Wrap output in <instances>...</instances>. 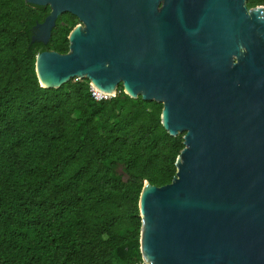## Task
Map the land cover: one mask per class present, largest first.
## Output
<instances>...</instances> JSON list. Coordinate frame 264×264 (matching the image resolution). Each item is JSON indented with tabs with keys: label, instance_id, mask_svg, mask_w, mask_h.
<instances>
[{
	"label": "water",
	"instance_id": "water-1",
	"mask_svg": "<svg viewBox=\"0 0 264 264\" xmlns=\"http://www.w3.org/2000/svg\"><path fill=\"white\" fill-rule=\"evenodd\" d=\"M49 7L22 30L24 51L46 45L74 16L68 51L40 49L42 88L86 79L111 94L162 105L161 126L183 133L172 180L142 182L144 264H264V6L245 0H24ZM147 262V263H146ZM149 262V263H148Z\"/></svg>",
	"mask_w": 264,
	"mask_h": 264
},
{
	"label": "trees",
	"instance_id": "trees-1",
	"mask_svg": "<svg viewBox=\"0 0 264 264\" xmlns=\"http://www.w3.org/2000/svg\"><path fill=\"white\" fill-rule=\"evenodd\" d=\"M48 13L0 0V264H84L80 253L93 247L89 264H141L142 182L172 180L183 135L161 126L160 103L130 98L121 84L99 102L84 78L40 87L35 56L66 53L76 23L62 13L49 42L26 55L22 30Z\"/></svg>",
	"mask_w": 264,
	"mask_h": 264
},
{
	"label": "rangeland",
	"instance_id": "rangeland-1",
	"mask_svg": "<svg viewBox=\"0 0 264 264\" xmlns=\"http://www.w3.org/2000/svg\"><path fill=\"white\" fill-rule=\"evenodd\" d=\"M254 7H257V6H252V7H249V8H247V9H252V8H254ZM76 26H79V28L81 29V24L79 23H77V21H76V23L73 25V28L72 29H74ZM71 29V30H72ZM69 34V33H68ZM67 37H68V35H67ZM67 51H68V48H67ZM65 54V53H64ZM72 81V79H69L68 81ZM39 85V84H38ZM179 135H183V133H180ZM82 235L83 236H89L90 234H87V232H83L82 233ZM96 247H93V248H90V249H86L85 251H83L82 253H80V255H79V260L82 262V263H84V264H89V263H91V261L93 260V258H94V254H95V251H96ZM142 260V259H141ZM147 263V262H146ZM149 263V262H148ZM141 264H144L143 263V261H142V263Z\"/></svg>",
	"mask_w": 264,
	"mask_h": 264
},
{
	"label": "built area",
	"instance_id": "built-area-1",
	"mask_svg": "<svg viewBox=\"0 0 264 264\" xmlns=\"http://www.w3.org/2000/svg\"><path fill=\"white\" fill-rule=\"evenodd\" d=\"M78 79H74V81H77ZM87 84H88V92L89 95L91 97V99L95 102H99V101H107L110 100L111 98H113L116 93H117V89L114 90L111 94H105L102 93L100 91H98L97 89H95L87 80Z\"/></svg>",
	"mask_w": 264,
	"mask_h": 264
},
{
	"label": "flooded vegetation",
	"instance_id": "flooded-vegetation-1",
	"mask_svg": "<svg viewBox=\"0 0 264 264\" xmlns=\"http://www.w3.org/2000/svg\"><path fill=\"white\" fill-rule=\"evenodd\" d=\"M68 14V13H67ZM70 15V14H69ZM72 16V15H71ZM74 19H75V21H77V23L79 24L80 22L74 17V16H72ZM81 24V23H80ZM81 26H82V24H81ZM83 27V26H82Z\"/></svg>",
	"mask_w": 264,
	"mask_h": 264
}]
</instances>
